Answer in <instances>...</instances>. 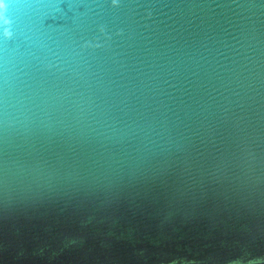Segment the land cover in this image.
Segmentation results:
<instances>
[{
	"label": "water",
	"instance_id": "95a60500",
	"mask_svg": "<svg viewBox=\"0 0 264 264\" xmlns=\"http://www.w3.org/2000/svg\"><path fill=\"white\" fill-rule=\"evenodd\" d=\"M0 264H264V0H9Z\"/></svg>",
	"mask_w": 264,
	"mask_h": 264
},
{
	"label": "clouds",
	"instance_id": "9594fccd",
	"mask_svg": "<svg viewBox=\"0 0 264 264\" xmlns=\"http://www.w3.org/2000/svg\"><path fill=\"white\" fill-rule=\"evenodd\" d=\"M117 3L118 0H113V4H117ZM6 11H7V4L5 3V0H0V19L4 18ZM101 30L103 31V29Z\"/></svg>",
	"mask_w": 264,
	"mask_h": 264
},
{
	"label": "snow or ice",
	"instance_id": "6c2138e0",
	"mask_svg": "<svg viewBox=\"0 0 264 264\" xmlns=\"http://www.w3.org/2000/svg\"><path fill=\"white\" fill-rule=\"evenodd\" d=\"M9 2V0H5V3L7 4Z\"/></svg>",
	"mask_w": 264,
	"mask_h": 264
}]
</instances>
